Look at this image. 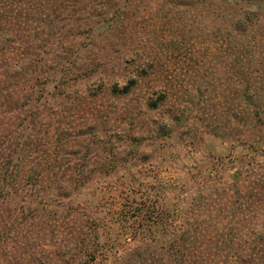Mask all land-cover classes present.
Returning a JSON list of instances; mask_svg holds the SVG:
<instances>
[{
    "label": "trees",
    "instance_id": "trees-1",
    "mask_svg": "<svg viewBox=\"0 0 264 264\" xmlns=\"http://www.w3.org/2000/svg\"><path fill=\"white\" fill-rule=\"evenodd\" d=\"M208 1L221 18L219 29L226 32L229 51L238 55L242 70L236 117L238 170L231 186L237 197L221 205L226 182H209L204 173L193 181L198 186L189 198L175 182L162 184L166 192L175 188L180 200L176 199L172 219L165 203L158 210L149 209L148 190L137 193L129 188L120 196L117 219L105 221L82 206L64 207L94 180L93 174L80 170L93 163L86 153L71 159L60 158L56 151L72 144L89 155L91 150L85 141L77 145L73 132L61 142L58 126L50 130L45 110L63 105L76 83L95 73V64H80L81 53L88 49L85 41L89 47L96 44L98 32L120 28L119 14L138 10L137 1L0 0V264H15L18 259L10 251L17 244L32 257L28 249L40 250L39 237L60 228L70 239L54 255L61 264H264V108L258 106L264 102V90H253L249 74L264 0ZM137 84L132 81L118 93L127 95ZM151 105L158 107L156 101ZM109 152L108 158L113 157ZM113 158L109 165L116 167L118 160ZM187 201L189 206L182 208ZM103 227L110 237H104ZM128 235L133 244L122 256L116 249ZM36 262L30 261L44 264Z\"/></svg>",
    "mask_w": 264,
    "mask_h": 264
},
{
    "label": "rangeland",
    "instance_id": "rangeland-1",
    "mask_svg": "<svg viewBox=\"0 0 264 264\" xmlns=\"http://www.w3.org/2000/svg\"><path fill=\"white\" fill-rule=\"evenodd\" d=\"M135 1L138 10L123 17L119 14L120 28L98 32L96 44L89 47L85 41L88 49L81 53L80 64H95V73L78 81L63 105L45 110L50 130L58 126L61 142L73 132L76 144L85 141L91 150L89 155L72 144L56 151L60 158L71 159L86 153L93 163L80 170L93 174L94 180L65 201L64 207L82 206L96 212V218L117 219L120 196L130 188L137 193L148 190L149 209L158 210L165 203L172 219L177 191L166 192L162 184L175 182L185 192L184 198H189L198 186L193 181L204 173L209 182H226L221 205L227 206L231 196L237 197L231 186L238 170L236 117L238 73L242 72L238 55L229 51L226 32L219 29L221 18L213 14L208 0ZM254 35L258 45L252 49L255 58L249 74L259 94L264 90V43L260 42L264 18ZM135 80L137 87L127 95L118 93ZM164 93L167 96L161 102ZM155 101L158 107L151 109ZM258 106L264 108V102ZM109 150L118 160L116 167L109 165L114 159L108 158ZM208 194L214 192L208 190ZM181 206L187 208L189 202ZM102 233L110 237L108 230ZM123 239L116 249L122 256L133 244L130 235ZM69 240L60 228L39 237L40 250L28 249L32 257L23 254L18 244L10 253L18 259L15 264H31L33 259L61 264L54 255Z\"/></svg>",
    "mask_w": 264,
    "mask_h": 264
}]
</instances>
